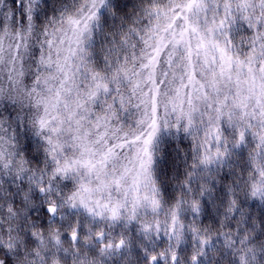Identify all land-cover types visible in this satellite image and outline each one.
Segmentation results:
<instances>
[{"label": "snow or ice", "instance_id": "6c2138e0", "mask_svg": "<svg viewBox=\"0 0 264 264\" xmlns=\"http://www.w3.org/2000/svg\"><path fill=\"white\" fill-rule=\"evenodd\" d=\"M43 2L19 0L17 9L13 0L16 11L0 18V65L11 66L10 79L14 72L31 83L37 131L55 180L63 179L57 190L70 191L65 199L89 223L112 222L96 240L124 249L122 237L115 245L110 238L116 222L159 205L153 170L167 136L187 140L196 174L227 164L236 179L217 192L221 203L232 196L235 204L241 184L264 200V0H139L126 32L100 45L94 41L106 0L95 12L85 5L76 14L66 0L51 19ZM183 203L173 212V232ZM84 232L81 225L54 247L65 239L79 245ZM171 260L179 264L177 255Z\"/></svg>", "mask_w": 264, "mask_h": 264}, {"label": "clouds", "instance_id": "9594fccd", "mask_svg": "<svg viewBox=\"0 0 264 264\" xmlns=\"http://www.w3.org/2000/svg\"><path fill=\"white\" fill-rule=\"evenodd\" d=\"M65 2L44 0L41 7L51 19L62 13ZM69 3L73 14L85 5L93 12L101 8V0ZM138 3L106 0L99 13L102 30L94 42L100 45L105 37L126 32ZM16 4L18 9L19 0ZM12 5L13 0H6L0 18L16 11ZM29 67L30 63L25 64ZM10 72V65H0V264H172L173 255L179 264H264V200L253 197L251 189L241 184L235 190V204L232 196L221 203L215 198L217 192L232 188L236 176L226 163L213 165L211 175L206 170L194 173L193 161L186 159L188 142L180 134L165 137L156 153L153 180L159 205L141 207L132 222L125 217L117 221L110 238L115 245L122 237L125 247L107 249V241L96 240L95 234H108L112 222L89 223L83 210L71 207L65 199L70 191L62 189L61 195L57 190L63 179L55 180L48 144L38 134L39 112L27 95L31 83L14 72L10 79ZM226 173L229 178L223 179ZM189 181L191 190L185 193L181 186L187 187ZM199 189H210L211 196ZM171 194L175 200H169ZM181 200L182 215L173 232L172 215ZM193 201L198 212L193 210ZM81 225L85 232L80 234L79 245L65 239L60 249L54 247L57 239L65 234L70 237Z\"/></svg>", "mask_w": 264, "mask_h": 264}]
</instances>
